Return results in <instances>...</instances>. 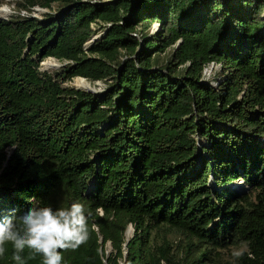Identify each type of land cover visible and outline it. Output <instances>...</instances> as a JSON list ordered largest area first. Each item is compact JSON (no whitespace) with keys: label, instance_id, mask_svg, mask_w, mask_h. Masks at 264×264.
Listing matches in <instances>:
<instances>
[{"label":"trees","instance_id":"trees-1","mask_svg":"<svg viewBox=\"0 0 264 264\" xmlns=\"http://www.w3.org/2000/svg\"><path fill=\"white\" fill-rule=\"evenodd\" d=\"M17 8L0 19V215L33 195L82 203L89 238L62 264H264V0ZM50 58L66 65L41 73ZM75 78L104 92L63 86ZM237 181L247 191L226 187Z\"/></svg>","mask_w":264,"mask_h":264},{"label":"clouds","instance_id":"clouds-1","mask_svg":"<svg viewBox=\"0 0 264 264\" xmlns=\"http://www.w3.org/2000/svg\"><path fill=\"white\" fill-rule=\"evenodd\" d=\"M25 199L28 207L0 215V256L11 244L17 264H25V249L41 256L42 264H62L61 250L76 249L88 240L89 214L82 203L73 200L67 207H53L34 195ZM242 254L237 251L234 256Z\"/></svg>","mask_w":264,"mask_h":264},{"label":"rangeland","instance_id":"rangeland-1","mask_svg":"<svg viewBox=\"0 0 264 264\" xmlns=\"http://www.w3.org/2000/svg\"><path fill=\"white\" fill-rule=\"evenodd\" d=\"M21 2H22V0H1L0 1V8H6V9L9 10L10 13L7 16L0 17V19H8L11 16L17 15V14L26 15V13L23 12V10H20V9L17 8L18 5ZM32 10H33L32 16L33 17H37L39 19H41L45 14H56V12H57L56 8H55V5H53L50 10L43 9L40 6L36 5V6H34L32 8ZM157 28H158V24H153L152 27L148 31L149 32V36L154 31H156ZM93 29L98 31V33L95 36L101 35L103 33V31L101 29H99L98 27H96V26H93ZM46 64H49V66H46ZM53 65H55V66H53ZM65 65H66V63H61V62H58V61L50 58V59H46L42 63H40L39 71L41 73L55 74L56 72L60 71ZM218 68H219L218 66L217 67L216 66H209L205 70L206 79L208 81L212 80V75H213L214 71H216ZM77 80H80V78H75L71 82L64 83L63 86L72 87V88L76 89L77 87L75 86V83H76ZM86 82H88V81H86ZM91 86H92V88H95L96 91H98V94L104 92V86L101 83H95V84H93ZM77 90H80V89H77ZM226 187H229V188L231 187L233 190L234 189H238L239 192L240 191L241 192L242 191H247V187H244L241 181H237L236 183L231 184V186L229 185V186H226ZM131 235H132V228L129 227L128 230L126 231V234H125L126 239H129L131 237ZM167 239L170 241L172 246H181L182 245L181 242L183 241V238L181 236L169 233L168 236H167ZM105 249H106V254L108 255L111 252L110 245L108 244ZM225 256L229 260L232 259L231 254H229V255L225 254Z\"/></svg>","mask_w":264,"mask_h":264},{"label":"bare ground","instance_id":"bare-ground-1","mask_svg":"<svg viewBox=\"0 0 264 264\" xmlns=\"http://www.w3.org/2000/svg\"><path fill=\"white\" fill-rule=\"evenodd\" d=\"M9 13L10 12L8 9L0 8V17L7 16ZM93 37H95V36H93ZM46 66H49V64H46ZM53 66H55V65H53ZM75 86L80 90L95 89V88H92V86L90 84H88V82L83 81V80H77L75 83Z\"/></svg>","mask_w":264,"mask_h":264},{"label":"water","instance_id":"water-1","mask_svg":"<svg viewBox=\"0 0 264 264\" xmlns=\"http://www.w3.org/2000/svg\"><path fill=\"white\" fill-rule=\"evenodd\" d=\"M99 37H100V35L95 36V37H92V38L89 40V42L85 44V46L88 47L89 45H91L92 43H94ZM80 80L86 81L85 79H82V78H80ZM88 84H89V83H88ZM76 89H78V88H76ZM84 91H86V92H88V93L95 94V95L98 94V91H96L95 89H88V90H84Z\"/></svg>","mask_w":264,"mask_h":264}]
</instances>
